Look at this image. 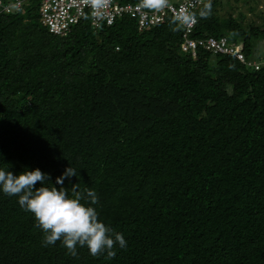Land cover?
<instances>
[{
  "label": "trees",
  "instance_id": "1",
  "mask_svg": "<svg viewBox=\"0 0 264 264\" xmlns=\"http://www.w3.org/2000/svg\"><path fill=\"white\" fill-rule=\"evenodd\" d=\"M40 1L0 13V167H39L54 185L75 167L66 190L94 189L127 245L44 246L34 215L0 193V264H264V66L191 57L173 19L139 30L85 16L52 34ZM224 3L204 0L192 35L243 40L251 58L264 13L244 25Z\"/></svg>",
  "mask_w": 264,
  "mask_h": 264
},
{
  "label": "clouds",
  "instance_id": "2",
  "mask_svg": "<svg viewBox=\"0 0 264 264\" xmlns=\"http://www.w3.org/2000/svg\"><path fill=\"white\" fill-rule=\"evenodd\" d=\"M144 3L148 7L158 6L150 0H144ZM13 10L16 9L0 13ZM73 176H78L77 169L67 166L56 177L54 185L51 182L46 183L50 181L49 174L39 167L25 166L15 174L9 168L0 167V193L17 196L20 207L34 215L43 232L44 246L53 245L59 240L71 254L76 253L77 246H86L93 256L105 252L109 257L115 256L114 246L123 249L127 245L124 235L114 231L99 218L96 208L93 207L97 203L94 189L81 190L79 183H71L69 194L64 181H71Z\"/></svg>",
  "mask_w": 264,
  "mask_h": 264
},
{
  "label": "built area",
  "instance_id": "3",
  "mask_svg": "<svg viewBox=\"0 0 264 264\" xmlns=\"http://www.w3.org/2000/svg\"><path fill=\"white\" fill-rule=\"evenodd\" d=\"M25 0H0V12L19 8ZM204 0H160L158 6H145L144 0H41L39 14L43 24L54 34H65L79 20L88 18L89 24H112L116 19L129 16L139 30L156 26L166 19L178 22L181 28L180 49L196 57L199 49L214 54L233 55L243 64L259 70L264 59H250L245 56L243 43L233 42L227 35L201 37L193 36L197 22L195 11Z\"/></svg>",
  "mask_w": 264,
  "mask_h": 264
},
{
  "label": "rangeland",
  "instance_id": "4",
  "mask_svg": "<svg viewBox=\"0 0 264 264\" xmlns=\"http://www.w3.org/2000/svg\"><path fill=\"white\" fill-rule=\"evenodd\" d=\"M171 1L179 2L180 0ZM229 2L231 3V5H225L224 3L225 7L223 9V13L232 12L233 15L244 25H250L251 23L254 25H258L263 22V19L261 17L262 14H260V12L264 13V0H246L245 3L241 0L237 2H235L234 0H229ZM253 5L255 6V8H251ZM233 42L241 44L243 43V40ZM251 46L253 48V53L251 54L250 59H257L262 61L264 59V40L260 38H252Z\"/></svg>",
  "mask_w": 264,
  "mask_h": 264
},
{
  "label": "snow or ice",
  "instance_id": "5",
  "mask_svg": "<svg viewBox=\"0 0 264 264\" xmlns=\"http://www.w3.org/2000/svg\"><path fill=\"white\" fill-rule=\"evenodd\" d=\"M151 3L159 4L160 0H150Z\"/></svg>",
  "mask_w": 264,
  "mask_h": 264
}]
</instances>
